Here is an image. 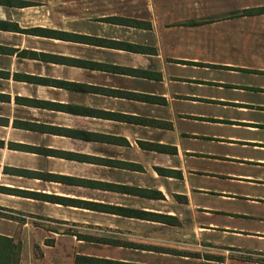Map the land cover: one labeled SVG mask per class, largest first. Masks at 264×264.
Listing matches in <instances>:
<instances>
[{"label": "crops", "instance_id": "crops-1", "mask_svg": "<svg viewBox=\"0 0 264 264\" xmlns=\"http://www.w3.org/2000/svg\"><path fill=\"white\" fill-rule=\"evenodd\" d=\"M0 264H264V0H0Z\"/></svg>", "mask_w": 264, "mask_h": 264}]
</instances>
